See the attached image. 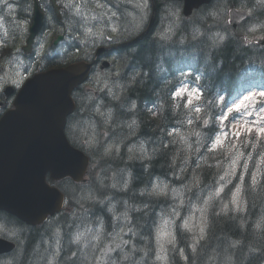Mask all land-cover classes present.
I'll list each match as a JSON object with an SVG mask.
<instances>
[{"label":"trees","instance_id":"obj_1","mask_svg":"<svg viewBox=\"0 0 264 264\" xmlns=\"http://www.w3.org/2000/svg\"><path fill=\"white\" fill-rule=\"evenodd\" d=\"M230 2L232 4L224 0V6L226 8L229 5L253 6L256 0ZM256 15L258 18L255 17ZM213 17L214 15L204 18L201 14L198 19L185 21L183 23L185 27L182 25L181 29H177L173 35L166 38L156 35L151 36L149 41V37H146L137 43L141 51L129 56L130 62L134 63L135 60L137 65H134L140 68L142 73L126 82L127 88L123 93L122 101L124 104L120 106L123 107L120 115L125 131L122 140L125 141L128 136L131 138L134 135L137 139L144 138L154 146L153 156H144V158L151 157L154 161L138 163L143 155L138 154L131 159L130 155L126 154L129 162L123 169L129 170L131 175H134V180L128 184L124 180L106 178L107 172L117 169L114 167L119 165L114 159L100 158L99 154H94L87 174L90 179L87 183H94L90 184L91 187L74 180L53 182L66 194V207L77 211L74 218L66 209L42 224L30 226L17 217L2 212L0 221L10 229L6 237L14 240L17 245L9 258L7 257L12 261L11 264H39L48 242L55 243L59 236L63 248V257L61 256L59 264H80L81 261H83L81 264H87V258L90 257L91 263L94 262L97 260V254H91L95 250L92 245H97L94 234L107 212L106 207L109 206L110 200L119 202V199L125 195L132 196L135 201L129 203L133 207L130 226L135 236L129 240L125 248L119 249L124 252L118 253L117 258L124 260L123 263L130 264L158 263L151 253L153 247L157 248V229L160 224L158 216L153 215V211L163 206V203H160L163 195L153 200V198L139 197L136 195L137 190L146 188L152 175L161 174L172 184H180L184 181L190 193L197 191L198 188V196L187 198V204L192 203L193 200L198 203L203 202L205 194H209L211 189L213 190V184L216 183L215 169L212 166L198 162L197 170L192 167L193 173L198 171V177L203 173L210 180H199L197 184L193 180L174 179L191 173L189 168L196 159L197 152L198 156L204 154L206 145L214 138L216 127L210 124V120L215 115L221 114L224 109L214 100L206 99L202 103V112L198 115L195 146L184 147L181 138H179L180 142H173L172 136H168V127L174 125L176 121L172 103L167 97L171 75L183 68L204 71L207 74L203 82L205 94L218 93L227 96L234 95V89L242 79L257 75L264 77V46L248 41L251 34H264V10L254 11L253 14L251 12L245 21L247 24L261 23L260 29L256 32L247 31L246 26L243 27L245 23L237 30L229 28V31L221 32L219 26L213 27ZM226 23L228 24L227 19ZM158 24L159 21L157 26ZM188 29L192 32L191 35L178 36L180 30L185 33ZM150 66L152 67L149 70ZM158 77L159 81H157ZM134 97L138 98L140 105L131 104ZM127 104L131 111L127 112ZM147 105L159 106L158 115H153V110L146 111ZM134 114L136 118L132 119L136 121L135 123H123L130 120L127 117H133ZM128 125L136 126L137 132H133ZM167 136L168 145H166ZM101 150L102 147L97 149L98 152ZM233 151L240 159L236 179L242 177V180H232L228 187L234 190L237 184H241L239 197L243 200L242 207L236 205L235 196L228 193L229 190L213 195L208 205L204 236L199 241L195 239V233L185 225L190 212L187 213L186 206L189 205L176 207L172 215L174 216L175 210H181V216L176 219L174 227L176 242L169 246L173 251L172 264H264V137L252 136L248 141L238 144ZM206 155L213 160L220 159L223 169H227V162L222 158V152H207ZM109 163L115 166L108 169ZM97 170L100 174L96 180H93ZM128 186L129 189L126 190ZM116 192L122 196L111 195ZM169 195L174 199L170 205H175L177 199L172 189ZM107 217L110 218V215L107 214ZM191 244L197 247L194 248ZM180 249L185 252V256L181 254ZM156 253L155 249L154 255ZM123 257L128 259H122ZM114 261L113 256L108 260L110 264ZM44 264H48L46 258Z\"/></svg>","mask_w":264,"mask_h":264},{"label":"water","instance_id":"obj_2","mask_svg":"<svg viewBox=\"0 0 264 264\" xmlns=\"http://www.w3.org/2000/svg\"><path fill=\"white\" fill-rule=\"evenodd\" d=\"M234 16L236 24L246 14L235 11ZM88 70L89 65L80 62L41 73L21 90L17 108L0 120V211L36 225L59 211L65 201L64 193L46 180L48 172L52 179L68 175L83 179L89 157L71 146L63 128L73 109L70 92ZM14 248L13 241L0 237V253Z\"/></svg>","mask_w":264,"mask_h":264},{"label":"rangeland","instance_id":"obj_3","mask_svg":"<svg viewBox=\"0 0 264 264\" xmlns=\"http://www.w3.org/2000/svg\"><path fill=\"white\" fill-rule=\"evenodd\" d=\"M163 1H164V4L166 2H172V3L167 5L166 12L164 14V16L166 17V24H172V25H168L167 27L164 26L163 29H161L162 24L160 25L158 34L160 35L161 38L165 37V35L170 34L176 26H178V29H180L182 26V21H183V16L180 15L181 10H182V4H180L179 2H174V1H169V0H163ZM227 1L229 3H231L230 2L231 0H227ZM238 1L244 2L245 0H238ZM215 3H216V5L214 6V8H211L206 13H204L205 11H203L200 14H198V10H196L195 13H197L198 15L195 16L192 20L198 18L203 13H204L203 17L207 18L209 16H212L213 13L216 11V15H214V17L212 19V23H214L213 24L214 28L219 26V28L221 29V32L229 31L230 26H233L235 29L239 28L241 24L245 23V21H239L236 25H232V24L228 25L226 23V19H227L226 16H228V10L231 6H229L225 9L224 7H222L223 6L222 0H216ZM236 7L240 8L242 10H248L249 8H251L248 11L250 13L252 12V14H253L254 11L258 12L260 10H264V0H256V3L253 6H249L247 4L246 6L241 5V6H236ZM19 9H22V8H19ZM21 12H22V10H21ZM225 13H226V16H225ZM148 14H149L148 8L138 9V11L136 12V15H135L136 20H135V22H132L131 27L134 30H136V29L139 30V29L143 28L144 23L148 17ZM17 15H19V13L15 14L14 16H17ZM255 17L258 18V15H256ZM2 18H5V19L8 18L7 12H3L0 15V19H2ZM203 20H202V22H203ZM49 24L50 25L53 24L51 19L49 20ZM126 24L127 23L125 22L124 25H126ZM83 26L84 25H82V26L77 25L76 26L77 31H81L80 28L83 29ZM244 26H246L247 31L256 32L258 29H260L261 23L249 22L248 24L245 23L243 25V27ZM17 32L19 34V30L15 31V33H17ZM179 35H181L180 31L178 32V36ZM250 36L251 37L248 39V41L250 43H253V44H258L259 39L262 37V35H258V34H251ZM12 41H13L12 38H10L8 36L4 27H0V47H8ZM19 71H20V69H19L18 65L15 68H12L11 66L6 65L5 69L0 71V86H1L2 80L5 76L16 74ZM122 72H124V68L122 69ZM182 87L189 89L190 92H191V90L196 89V88L190 86L189 84H185V85L181 86L179 89H181ZM243 92H244L243 93L244 95L239 97L236 101L233 102V104L229 108V112H226L223 115L222 120L225 122H229L231 120V116L229 113L237 110L234 107L235 105H241V107L238 110H240V109L244 110L243 117L237 118L236 115L233 114V120L229 124L230 130H224L222 133H220L217 136V138L214 142V145H213L214 148H218V147L223 146L229 140H231L233 137H235L236 135L245 131V127H244L245 125L252 127L253 129H255L256 127H261L260 118L262 116H264V106L260 109H257V106L261 102V100H264V96L261 95L262 93H264V91L261 88H250V89L243 91ZM196 96H199V98H200L199 91H198V93H195L193 95L184 94V95H181L179 97H177L175 95V100L177 101V103L183 104V105H185L186 108L193 110L192 105L197 100ZM246 97H250V99H245ZM189 99H191V101H192L191 104L188 103ZM154 112L155 111H153V113ZM127 119L131 120L132 117H130V118L127 117ZM91 121H93V119H84L81 121V124H82V126H87V125H90ZM118 122L121 123V121H118ZM192 122H193V118L189 117L187 120V123L190 124ZM123 123L127 124V122H123ZM128 127L131 128L133 130V132L136 130V126H129L128 125ZM262 127H264V126H262ZM114 129H115V126H114ZM88 130H90V132L88 134L87 144L89 143L91 145L97 141L98 131H97L94 124L92 126H90L88 128ZM123 134H124V130H122L119 135H123ZM186 136H187V134L184 133V138ZM129 137L130 136H128V138ZM111 138L112 137L107 136L104 138L103 141L101 139V141L105 145L106 141L111 139ZM128 138H126L125 141ZM75 139H76V137L72 136V140H75ZM140 140H141V138H140ZM217 140H220L221 143L217 144L216 143ZM114 141H115V139H114ZM133 143H134V148H136V150L138 152V147L141 143L140 142L135 143V141ZM132 144L130 143V145L127 146V148H126L127 154H129L132 151V149H134ZM116 148H117V144L115 142L108 144L107 145V152H111V151L114 152V150ZM232 152H233L232 150L227 151L228 156L232 155ZM104 153H106V152L104 151ZM104 153H102V154H104ZM114 156L115 155H112L110 158L116 160V162L119 166H115L112 163H109L107 165V168L111 169V167L115 166L114 168H118L120 170V172L113 170L112 172L108 173L105 177L109 178V180H124V181L130 183L132 180V175H131L129 170L123 169L128 165L129 158L126 156V153L118 154L117 158H115ZM102 158H106V155L104 154V157H102ZM126 173H129L131 176L127 177ZM125 174H126V177L124 176ZM191 174L192 173H190L187 176H185V175L179 176L178 178H175V180H193L195 183L198 184L200 179L196 176L193 177V175L190 176ZM223 174H227V171H225ZM96 176H97V172H96L93 180L96 179ZM140 177L142 178L143 175H141ZM133 180H134V175H133ZM137 180H138V177H137ZM226 181H227V183H229L231 180H226ZM90 184H94V183L88 182L87 186L91 187L92 185H90ZM240 188H241V184H238V186L236 188V195H235V202H236V205L238 207H242V205H243L242 204L243 200L241 197H239ZM171 189H174V196L177 199V201H176L175 205L170 206L169 215L167 217L161 218V220H160V226L158 228V235H157V241H156L157 242V248L153 247V250L151 252L153 255V259H154V257H156V259L158 261L157 264H172L171 260H172V252L173 251H171L169 249V246L171 243H173L175 241L174 227L176 225V219L178 218V216H181V210H175L174 216L172 215V212L176 207L179 208V207H181V205L187 204V198L189 195H191L193 192H198V191H192L190 193L187 190V187H186V184L184 183V181L181 182L180 184H172L171 182H167L166 180H154L150 185L146 186V188H145L147 193L150 195L154 194L156 192H163V191L171 190ZM220 190H221V187L211 190L209 192V194L206 196L204 202L198 203V202H194V200H193V202L189 206H186L187 213L189 211L190 212H189V215L185 221V225L187 227H189L195 233V239L197 241H199V239L204 236V231H205V228L207 225V222H205V221L208 217V203H209L210 199L212 198V196L219 193ZM111 195H113V194H111ZM121 196H122V194H121ZM111 199H112V197H111ZM126 201L129 203L135 202L132 196H127V195L122 196L119 199V202H126ZM74 217L75 216H73V218ZM125 226L129 230L130 229V222L127 221L125 223ZM8 231L9 230H7L4 227V225L0 224V234L3 232H8ZM112 235L114 237H118L120 235V230L119 229H113ZM59 243H60V240L57 239V241L55 243L52 244L51 242H48V244L46 246L47 247L58 246ZM123 243L124 242L121 240H115L111 246H109L107 244L104 253L102 254L101 258L97 261L96 264H102L103 262L107 261L108 255L112 254L117 247H121ZM192 246L194 248L197 247L194 245H192ZM155 249L157 250L156 255H154ZM98 251H99L98 249H95L91 252V254H93V255L97 254ZM181 254L183 256H185V252L183 250L181 251ZM82 262L83 261H81L80 264ZM11 263H12V261L8 260L4 264H11ZM151 264H153V263H151Z\"/></svg>","mask_w":264,"mask_h":264},{"label":"flooded vegetation","instance_id":"obj_4","mask_svg":"<svg viewBox=\"0 0 264 264\" xmlns=\"http://www.w3.org/2000/svg\"><path fill=\"white\" fill-rule=\"evenodd\" d=\"M25 0H0V15L3 12H7L8 18H2L0 19V27H4L5 31L7 32L8 36L12 38V42L8 47H0V55H3L5 58H9L12 60V64L15 66L20 65L17 63L19 56L21 54H24L22 50V46L25 43L26 40V33H25V28L24 23L26 19L30 16L28 14L27 18H24L21 14V10L19 11L18 18L15 17V11L14 8H20L24 4ZM138 0H57L59 6L61 9L65 8V15L64 19L62 21L63 26L67 29L68 34H69V43H75L78 42V40L82 37L83 34V29L81 31H77L76 26L77 25H84L85 20L88 16V14L92 11L93 8L99 9L101 8L103 11L102 17L100 18L103 22L105 23H115L117 20L122 19L123 16H127L131 18V22H135V15L136 12L138 11V5L136 3ZM153 2H156L157 8L161 9L166 8L167 6L162 2L161 0H153ZM48 3L49 0H48ZM51 4V3H50ZM162 6V7H161ZM29 8V7H28ZM68 10H67V9ZM111 8V11H108V9ZM23 9V8H22ZM22 13L26 15V11L23 9ZM61 21V20H59ZM50 24L48 25V27ZM19 30L18 32L15 33V31ZM116 35V40L113 39L112 36L108 37L107 40L112 41L111 46L113 49L112 50H118L116 49V45H119L118 42L122 40V33H115ZM148 36V35H147ZM145 36V38L147 37ZM144 38V39H145ZM148 38V37H147ZM151 36H149V41H150ZM39 40V38H38ZM42 42V40H41ZM37 43V42H36ZM153 43V42H152ZM151 43V45H152ZM102 46H105V44H101ZM36 44H35V49L32 51V60L34 61V53L36 51ZM69 46V44H68ZM67 47V46H66ZM107 48H109L107 46ZM38 50V48H37ZM66 51V48H59L55 49L51 52L50 57L47 58L48 61H54V59H58L63 55V53ZM70 53V56H77L80 53L85 54L88 52V55H84L85 58L90 59L91 56L94 55L95 50H85L84 52L81 51L78 48H74L71 50H68ZM141 50L139 48H135L134 54H138ZM125 58L128 57L127 54H121L119 51L118 52H110V51H105L102 53V56H108V58H111L112 61L110 62L111 65L107 70H110L111 73V78L113 81H117L118 79L122 80V82L126 83L129 79H133L134 77L138 76L141 73V69L136 67L135 65L136 62L134 60V63H131L130 66L125 70V72H122L123 69V61H124V56ZM1 59V58H0ZM103 58L99 57L96 60V68L101 69L100 64L102 62ZM25 61V60H24ZM135 64V65H134ZM24 70H26V63L21 66ZM149 67V66H147ZM152 66H150L149 70L151 69ZM143 69V68H142ZM106 70L101 71L102 73H105ZM17 82H20V79H15ZM11 83H7L9 85ZM143 86V85H142ZM17 88V87H15ZM142 91V88H141ZM17 96V90L14 89L12 93L9 95H6L4 90L2 93H0V100H4L5 107L2 111H7L11 108H13L15 99ZM118 105H122V102L119 101L117 103ZM132 105H140L138 102V98L134 97V99L131 102ZM88 108H89V102L86 100H83L82 106H81V112L85 113V119H93L94 113L92 111V105L90 106V111L88 113ZM131 111V110H130ZM132 118H136V115ZM82 125V124H81ZM127 148V147H126ZM126 148L124 150L123 146H117L116 150L114 151L115 154H123L126 153ZM130 155V154H127ZM130 175V174H129ZM131 176V175H130ZM114 196H121L120 193L116 192L113 193ZM121 203H129V202H121ZM2 224V222H0ZM3 225V224H2ZM5 226V225H4ZM3 255H0V261L2 260Z\"/></svg>","mask_w":264,"mask_h":264},{"label":"bare ground","instance_id":"obj_5","mask_svg":"<svg viewBox=\"0 0 264 264\" xmlns=\"http://www.w3.org/2000/svg\"><path fill=\"white\" fill-rule=\"evenodd\" d=\"M246 1V0H245ZM224 2V0H222V4H223V6L222 7H224L225 9H226V7L224 6V4L225 3H223ZM249 3V2H248ZM155 5H156V2L154 3ZM216 5V3H214L213 5H211L209 8H207L206 10H205V12L204 13H206L208 10H210L211 8H214V6ZM229 6H234V5H229ZM228 6V7H229ZM156 7H157V5H156ZM162 7V6H161ZM160 8V7H159ZM159 8H157V15H155V17L153 18V22H152V24H151V27H150V29L148 30V32H147V34H146V36L147 37H149V36H158V37H160V35L158 34V31H159V27H160V25L162 24V27H161V29H163V27L165 26V27H167L168 25H172V24H166V17L164 16V14H165V12H166V8H161V9H159ZM203 13V14H204ZM213 15H216V11L213 13ZM225 15H226V13H225ZM196 19H198V18H196ZM159 21V24H158V26H157V22ZM186 20H184L183 19V21H182V25H183V23L185 22ZM184 26V25H183ZM186 26V25H185ZM184 26V27H185ZM188 27V26H187ZM177 29H178V26H176L175 28H174V30L170 33V34H168V35H165V37L164 38H166V37H169V36H171V35H173L176 31H177ZM181 29V28H180ZM184 29V28H183ZM182 29V30H183ZM182 30H180L181 32H182ZM190 29H188L187 31H185V33L184 32H182L181 33V35H183V36H185V35H191L192 34V32L191 31H189ZM180 36V35H179ZM181 37V36H180ZM184 38V37H183ZM186 38V37H185ZM182 39V38H181ZM141 73H142V71H141ZM154 79V78H153ZM159 77H158V80L157 81H159ZM156 80V79H155ZM145 84V83H144ZM144 86V85H143ZM142 86V87H143ZM124 103H122V105H123ZM121 108H123V107H121ZM121 108H120V110H121ZM127 112L130 110V106H128V104H127ZM152 115V114H151ZM158 115V114H157ZM153 117V116H152ZM80 120H79V122H80V124H81V121L82 120H84L85 118H79ZM118 121H121L122 122V119L120 118V119H118ZM125 122H127V124H133V123H135L136 121L134 120V119H131V120H127V121H125ZM116 135H118V134H116ZM115 143L117 144V146H118V142H116L115 141ZM124 147V146H123ZM125 148L126 147H124V150H125ZM116 150V149H115ZM114 150V151H115ZM100 153H104V151H103V149L100 151ZM105 155H106V153H104ZM113 155H118V154H115L114 152H113ZM67 209V211H68V213H70L71 214V216H72V218H73V216H75V214L77 213V211H75L73 208H70V207H62L59 211H57L54 215H52L53 217H55V216H58V214L59 213H61L63 210H66Z\"/></svg>","mask_w":264,"mask_h":264},{"label":"snow or ice","instance_id":"obj_6","mask_svg":"<svg viewBox=\"0 0 264 264\" xmlns=\"http://www.w3.org/2000/svg\"><path fill=\"white\" fill-rule=\"evenodd\" d=\"M114 31H115V29H114ZM198 91H199L198 89H193V90H191V92H190L189 89H187V88H183V87H182L181 89H179V90L175 93V95H176L177 97H179V96H181V95H184V94L193 95V94H195V93H198ZM261 95L264 96V93H262ZM196 98L198 99L199 96H196ZM245 99H250V97H246ZM191 102H192L191 99H189V100H188V103L191 104ZM234 107L238 110V109L241 107V105H235ZM197 111H199V109H197ZM260 123H264V116H262V117L260 118ZM244 127H245V130L248 131V132H252V131H253V128H252V127H249V126H247V125H245ZM255 131H256L257 133H259L262 137H264V127H256V128H255ZM216 143L219 144V143H221V141H220V140H217Z\"/></svg>","mask_w":264,"mask_h":264}]
</instances>
